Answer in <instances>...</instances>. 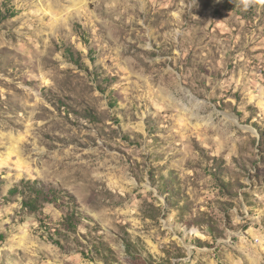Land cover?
<instances>
[{
  "label": "rangeland",
  "instance_id": "374dc122",
  "mask_svg": "<svg viewBox=\"0 0 264 264\" xmlns=\"http://www.w3.org/2000/svg\"><path fill=\"white\" fill-rule=\"evenodd\" d=\"M0 264H264V0H0Z\"/></svg>",
  "mask_w": 264,
  "mask_h": 264
},
{
  "label": "clouds",
  "instance_id": "9594fccd",
  "mask_svg": "<svg viewBox=\"0 0 264 264\" xmlns=\"http://www.w3.org/2000/svg\"><path fill=\"white\" fill-rule=\"evenodd\" d=\"M253 2H254V0H244V3L246 6L253 3Z\"/></svg>",
  "mask_w": 264,
  "mask_h": 264
}]
</instances>
